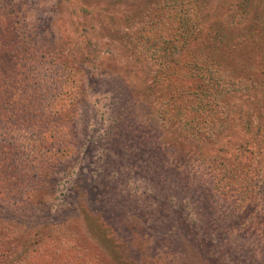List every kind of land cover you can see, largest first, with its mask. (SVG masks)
I'll use <instances>...</instances> for the list:
<instances>
[{"label":"rangeland","instance_id":"1","mask_svg":"<svg viewBox=\"0 0 264 264\" xmlns=\"http://www.w3.org/2000/svg\"><path fill=\"white\" fill-rule=\"evenodd\" d=\"M155 1L0 0L7 27L20 26L33 53L63 55L79 80L76 97L49 121L65 133L63 160L43 164L26 182L0 184V264H264V132L239 126L264 110V55L253 59L246 45L259 39L264 49L255 17L263 16L264 27V0H189L200 13L196 30L159 65L123 38L131 39ZM209 25L223 41L219 50L207 46L217 40ZM5 50L0 40L6 79L21 72L4 71L14 68ZM195 59L199 68L222 67L248 80L245 92L221 97L216 128L199 145L172 120L174 106L194 105L197 82L183 69ZM165 104L171 115L162 113ZM258 127L261 118L251 130ZM196 155L225 158L237 178L250 172L249 203L233 212L232 199L194 169ZM25 189H34L25 199L2 196Z\"/></svg>","mask_w":264,"mask_h":264},{"label":"trees","instance_id":"2","mask_svg":"<svg viewBox=\"0 0 264 264\" xmlns=\"http://www.w3.org/2000/svg\"><path fill=\"white\" fill-rule=\"evenodd\" d=\"M151 7L155 9L145 10L140 16V22L135 23L136 27L130 34L131 39L128 33L123 34V38L126 41L132 40L133 42H130L133 43L134 48H140L151 60L153 59L154 64L159 65V59L164 60L174 51L183 49L182 41L192 37L191 33L196 30V15L200 13L195 11L196 8L192 7L189 0L155 1L151 3ZM153 10L156 12L150 13ZM255 17L259 23L257 28L261 27L264 30L261 24L263 16L259 18L256 15ZM211 26H208L209 35L210 33L215 35L216 32L212 31ZM18 27V29L11 27L9 29L0 16V40L6 43L7 48L1 53L8 56L14 67L4 71L8 75L16 69L15 67H18L21 72L19 75L18 73L8 75L6 79L5 77L0 78V169L2 170L0 184L11 181L12 185L36 178V171L47 167H43V164L60 163V160L62 161V158L66 156L67 147L63 146V142L61 143L65 135L63 128L49 121L64 111L65 107L76 97L79 88L78 74L71 64H68L65 57L57 55V52L50 54L35 51L33 53L31 47L26 45V39L19 37L23 31L20 26ZM215 36L217 40L213 37L212 41L209 43L207 41V46L209 45L208 47L212 50H219L221 46L218 43L223 41L218 40L219 35ZM250 44L246 45L250 47L253 59L264 55L263 43L260 44L259 39L255 40L254 46ZM196 62L199 60L192 61L194 65L189 69H183L185 78L194 79L195 83L197 82L194 86V93L191 92L192 96L189 97L191 101L194 98V105L186 106L182 103L181 107L174 106L172 120L180 131H184V134H194V143L199 145L205 142L204 135L211 136L216 128L218 101L221 97L235 92H237L235 94L245 92L248 80L241 81L238 75L222 67L210 66L208 69H202L200 66L199 68ZM151 70L154 84L159 85L158 78L160 77L156 73L158 67ZM263 81L264 76H261L259 82ZM160 109L164 110L163 114L166 111L167 115H171L166 104ZM169 109L173 111V108ZM262 113L258 112V115L248 113L242 120L240 119L241 121L239 118L236 120L240 122L239 126L247 134L256 136L258 132H264V129L258 127V131H252L251 128L253 122L259 118L264 125V110ZM15 119L19 121H14ZM259 142H264V138H259ZM257 146H259L258 143ZM193 162L194 169L207 175L210 186L218 195L232 199L229 205L233 212H239L241 204L249 203L250 200L244 197V194L250 172L246 171L237 178L231 172L233 168L229 169V163L225 158L215 161L210 157L196 155ZM260 188V192L263 191L264 188ZM33 190L25 189L21 195L6 191V195L2 196L6 201L7 199L12 200L14 196L16 200L25 199L29 196L25 193ZM257 190L259 192V187ZM257 202V197L251 200L253 204ZM58 246L64 249L61 243ZM74 255L78 257L79 253H74ZM1 257L0 254V259ZM27 258L28 256L26 262H29ZM46 262L51 263L49 259H46Z\"/></svg>","mask_w":264,"mask_h":264}]
</instances>
